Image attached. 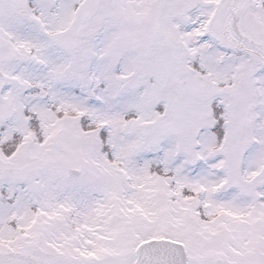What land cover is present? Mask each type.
<instances>
[{
  "label": "snow or ice",
  "instance_id": "snow-or-ice-1",
  "mask_svg": "<svg viewBox=\"0 0 264 264\" xmlns=\"http://www.w3.org/2000/svg\"><path fill=\"white\" fill-rule=\"evenodd\" d=\"M0 264H264V0H0Z\"/></svg>",
  "mask_w": 264,
  "mask_h": 264
}]
</instances>
